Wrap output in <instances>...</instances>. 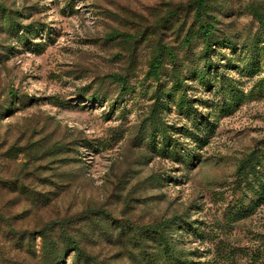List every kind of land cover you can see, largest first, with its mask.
<instances>
[{"label": "rangeland", "instance_id": "obj_1", "mask_svg": "<svg viewBox=\"0 0 264 264\" xmlns=\"http://www.w3.org/2000/svg\"><path fill=\"white\" fill-rule=\"evenodd\" d=\"M198 1L0 0V214L26 262L56 221L82 248L60 264H264L239 172L264 158V0ZM159 91L169 142L149 137Z\"/></svg>", "mask_w": 264, "mask_h": 264}, {"label": "trees", "instance_id": "obj_2", "mask_svg": "<svg viewBox=\"0 0 264 264\" xmlns=\"http://www.w3.org/2000/svg\"><path fill=\"white\" fill-rule=\"evenodd\" d=\"M199 7L202 8L204 3L200 0ZM261 21H264L263 16L260 17ZM198 36L203 39L204 45L207 49H211L213 43L216 41L214 38V32H213V25L207 24V23H201V28L197 32ZM187 42H190V39L187 40ZM170 53V57L174 59L175 54L173 51H168ZM163 55L164 54H155L150 61V67H149V74L153 76L156 80H158V83L160 82V75L163 70ZM118 81L122 84V89H126V85L128 81L126 78L122 75H114ZM177 83L182 81V78L177 75ZM171 91V89H170ZM9 96L10 100L13 97H18V92L15 88H9ZM171 92L169 91H159L155 92V102H154V110H157V119L154 121L153 126L151 128V133L149 137H159V140L161 142H169L171 139L168 135V128L167 124L163 123L160 118H162V113L164 109L167 107L169 101H170ZM191 108V106L189 105ZM188 110V108H187ZM204 123V122H203ZM201 121H199V127H202ZM200 131H204V129H200ZM205 136V135H204ZM202 136V137H204ZM207 137V135L205 136ZM197 138L201 140L200 135H197ZM264 158H260L259 156H256V163H253L251 161L248 165H241L239 167V172L242 173L245 176V183L247 187L253 192V194L256 196L255 203L261 199L264 198V172L262 171V168H264ZM37 192H33V196H35ZM36 205V204H34ZM254 204L252 201L245 206L244 204L239 203L237 206V214L243 215L244 213L247 214L248 211L252 210L254 207ZM1 211V210H0ZM2 215L0 214V244L3 245L0 248V264H60L63 261V257L65 255V251H67L69 248L79 252L81 251L80 241L75 238L74 236L68 237L65 244H63V241H59L56 239L55 233L57 232L56 229V221H48L45 222L44 225L40 226L39 228H34L30 232H28V247L27 251H29L30 254V260L26 262L25 259H22L21 257V251L23 247L20 244V241L23 240V238L14 239L10 238L9 234H12L13 231H15V228L12 224L13 217L9 216L6 218H2ZM25 235V236H27ZM54 235V236H53ZM19 236V233L17 237ZM40 236L41 237V247L40 249L37 247L36 238ZM15 241L16 245H13V242ZM79 256L76 258L75 262H78ZM80 259V258H79ZM180 261V260H179ZM165 264H189L188 261H180L179 263L175 262L174 260H165ZM193 264H196L193 262Z\"/></svg>", "mask_w": 264, "mask_h": 264}]
</instances>
